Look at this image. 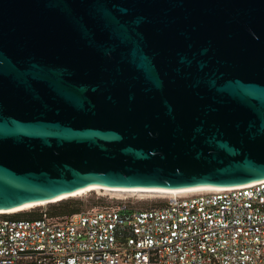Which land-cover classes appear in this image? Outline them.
Segmentation results:
<instances>
[{"label": "water", "instance_id": "1", "mask_svg": "<svg viewBox=\"0 0 264 264\" xmlns=\"http://www.w3.org/2000/svg\"><path fill=\"white\" fill-rule=\"evenodd\" d=\"M262 179L264 0H0V211Z\"/></svg>", "mask_w": 264, "mask_h": 264}, {"label": "built area", "instance_id": "2", "mask_svg": "<svg viewBox=\"0 0 264 264\" xmlns=\"http://www.w3.org/2000/svg\"><path fill=\"white\" fill-rule=\"evenodd\" d=\"M4 215L0 264H264V179L63 221L45 211L37 219Z\"/></svg>", "mask_w": 264, "mask_h": 264}, {"label": "rangeland", "instance_id": "3", "mask_svg": "<svg viewBox=\"0 0 264 264\" xmlns=\"http://www.w3.org/2000/svg\"><path fill=\"white\" fill-rule=\"evenodd\" d=\"M168 195L166 194H146V193H137V192H120V191H111V190H104V189H90L73 196H68L64 198H60L61 200L64 199H79L83 201V205L81 209L83 211L91 209V208H98L104 206H121L125 205L128 207H136V208H149L156 205L163 204L167 200ZM60 199L55 200L53 203H44L40 205L30 206L24 208L20 211L22 212H29L33 210L38 211H46L50 205L60 201ZM81 210V211H82ZM19 212V211H17ZM21 212V213H22ZM15 213V212H14ZM63 218L58 217L56 220H62Z\"/></svg>", "mask_w": 264, "mask_h": 264}, {"label": "trees", "instance_id": "4", "mask_svg": "<svg viewBox=\"0 0 264 264\" xmlns=\"http://www.w3.org/2000/svg\"><path fill=\"white\" fill-rule=\"evenodd\" d=\"M82 205L83 201L79 199H64L50 205L45 213L51 219L56 220L58 217H61L63 219L59 221H63L68 219L70 216L81 212ZM21 212L22 211L8 213V215H4V217L10 219H37L42 215V211L38 210Z\"/></svg>", "mask_w": 264, "mask_h": 264}, {"label": "bare ground", "instance_id": "5", "mask_svg": "<svg viewBox=\"0 0 264 264\" xmlns=\"http://www.w3.org/2000/svg\"><path fill=\"white\" fill-rule=\"evenodd\" d=\"M90 189H104V190H111V191H120V192H139V191H143V192H153V193H161L166 194V195H177V194H185V193H195V192H206V191H212V190H222V189H227V188H215V187H196V188H189V189H174V190H169V189H127V188H105V187H99V186H90L81 190H78L76 192L70 193V194H65L62 196H59L58 198L52 200H58L60 198H64V197H68V196H73L75 194L90 190ZM46 202H40V203H30V204H26L23 205L19 208L16 209H12V210H8V211H0V213H12V212H17L20 211L24 208L30 207V206H35V205H40V204H44ZM47 204V203H46Z\"/></svg>", "mask_w": 264, "mask_h": 264}]
</instances>
